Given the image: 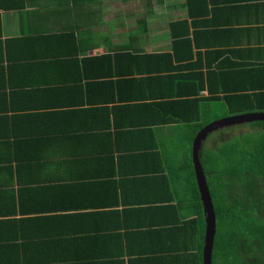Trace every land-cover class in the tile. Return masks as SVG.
I'll use <instances>...</instances> for the list:
<instances>
[{"label": "crops", "instance_id": "1", "mask_svg": "<svg viewBox=\"0 0 264 264\" xmlns=\"http://www.w3.org/2000/svg\"><path fill=\"white\" fill-rule=\"evenodd\" d=\"M213 1L197 19L222 32L174 60L170 25L187 19L185 0H98L93 38L64 74L19 68L29 49L7 40L29 35L35 7L0 0V253L29 264H202L199 227L186 224L195 218L186 176L176 170L192 131L174 117L159 123L149 104L166 77L199 70L206 51H221L214 66L231 78L228 64L240 68L226 56L254 63L259 77L244 82L264 91V0ZM162 89L163 99L175 94Z\"/></svg>", "mask_w": 264, "mask_h": 264}, {"label": "trees", "instance_id": "2", "mask_svg": "<svg viewBox=\"0 0 264 264\" xmlns=\"http://www.w3.org/2000/svg\"><path fill=\"white\" fill-rule=\"evenodd\" d=\"M31 2L35 9L26 13L29 35L7 40V43L13 47L24 44L29 49V55L24 58V63L19 68L34 70L57 67L64 74L70 73L73 69L72 65L76 66V56L87 49L86 42L92 40V30L100 21L101 11L98 0H31ZM209 2L185 0L187 19L170 25L173 31L171 36L175 42L172 59L179 60L190 56L189 54L192 55V51L196 52L197 48L201 47V42L206 41L204 34L209 30L206 31L202 19L200 22L197 18L207 14L208 6L214 1ZM5 7L21 10L27 8V4L26 0H18L17 4L5 5ZM21 20H24L22 15ZM44 21L46 23L41 25ZM175 25L179 28V34L174 32ZM189 27L193 29L189 31ZM218 31L222 32L220 29ZM218 31H209L213 40L216 39ZM214 45L218 46L216 43ZM203 46L211 48L213 44ZM219 52L221 51H206L205 61H200L201 64L198 62L199 70L195 69L194 73L175 77L176 80L166 77L165 84L162 82L156 85L159 86L156 89L158 94L152 92L154 86H150L149 90L152 92L150 97L155 98L149 104V110L151 105L155 107L152 112H156L159 116V123L162 121L169 123L174 117L192 131L188 143L189 150H186V154L180 155L181 159L186 157V160L179 163L176 170L183 179L186 176L187 208L189 214L195 216L186 221V224L187 228L190 225L193 229V224L199 227L198 229L196 226L201 237L199 246L201 256L205 222L192 168L191 142L201 128L223 119L221 117L254 111L264 112V91L258 92L256 85L244 82V79L258 78L257 74H260L261 69L253 68L254 63L249 60L238 58L235 61L226 56L223 58L225 60L222 59V63L227 66V62L229 63L231 59L232 67L240 68L231 71L228 69V64L227 70L233 74L231 78L229 73L223 72L219 66H214L216 62L214 54ZM168 57L171 59L170 55ZM145 65L151 66L150 63ZM15 73H18V69H15ZM157 78L161 80V76ZM131 79L132 82L137 81L136 77ZM145 79L151 78L145 77ZM163 85L175 88L174 96L161 98L160 95L164 92L160 93L159 90L163 91ZM200 90L205 93L197 97ZM215 103L223 105L222 114L211 117L216 109ZM248 123L258 127V130L262 129L261 133L231 134L227 138H222L227 132L216 133L219 129L216 128L207 132L197 151L215 215L211 264H264V121ZM213 132L216 137L208 139ZM230 132L233 133L232 131L228 133ZM174 147L178 148L175 143ZM175 160L178 161L179 158ZM0 254L2 256L0 264L31 262V257L29 259L27 255L22 257L20 254L10 252Z\"/></svg>", "mask_w": 264, "mask_h": 264}, {"label": "water", "instance_id": "3", "mask_svg": "<svg viewBox=\"0 0 264 264\" xmlns=\"http://www.w3.org/2000/svg\"><path fill=\"white\" fill-rule=\"evenodd\" d=\"M253 121H264V112H250L245 114L232 115L221 120L211 122L205 127L201 128L192 141L191 159L194 169L195 181L204 211L205 222L201 256L202 264H211V253L215 233V215L205 177L203 174L202 166L197 156V151L200 147V142L205 137L207 132L212 131L216 128L241 123H248Z\"/></svg>", "mask_w": 264, "mask_h": 264}, {"label": "rangeland", "instance_id": "4", "mask_svg": "<svg viewBox=\"0 0 264 264\" xmlns=\"http://www.w3.org/2000/svg\"><path fill=\"white\" fill-rule=\"evenodd\" d=\"M111 20H109L110 22ZM215 107L216 109L213 111V114L211 115V117H213V115H219L220 113L222 114V109H223V106L220 104V103H215ZM225 118V117H224ZM231 129V130H229ZM232 131L233 133H228L229 131ZM262 129L259 128L258 130V127H254L253 125L249 124V123H241V124H235V125H230V127H221L219 128L216 133H226V134H223L224 136L222 138H227L229 137L231 134L234 135V134H238V135H242V134H258L259 132L261 133ZM215 132L211 133L210 135L211 136H208V139L210 137H216L215 135ZM256 134V135H257ZM236 135V136H238ZM216 140V138L214 139V141ZM213 142V141H212Z\"/></svg>", "mask_w": 264, "mask_h": 264}]
</instances>
